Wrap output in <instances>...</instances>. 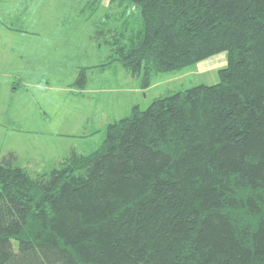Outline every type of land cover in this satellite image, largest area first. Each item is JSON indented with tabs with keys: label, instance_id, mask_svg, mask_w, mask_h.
Returning <instances> with one entry per match:
<instances>
[{
	"label": "trees",
	"instance_id": "16d2710c",
	"mask_svg": "<svg viewBox=\"0 0 264 264\" xmlns=\"http://www.w3.org/2000/svg\"><path fill=\"white\" fill-rule=\"evenodd\" d=\"M120 1L140 21L96 27L110 54L75 91L117 65L144 89L222 52L228 66L37 177L4 155L0 264H264V0Z\"/></svg>",
	"mask_w": 264,
	"mask_h": 264
},
{
	"label": "rangeland",
	"instance_id": "374dc122",
	"mask_svg": "<svg viewBox=\"0 0 264 264\" xmlns=\"http://www.w3.org/2000/svg\"><path fill=\"white\" fill-rule=\"evenodd\" d=\"M95 1L18 0L31 12L29 29L42 35L40 39L30 36L26 42L34 50L25 55L30 66L17 74L23 88L11 100L15 114L0 116V162L4 154L16 151L19 165L37 177L58 167L72 148L85 153L104 142L106 132L87 137L91 125L85 122L108 126L131 115L136 102L145 110L155 98L220 82L219 70L228 66L227 52L179 71L156 74L146 89L140 78H133L120 65L104 73L91 70L86 91L75 92L69 86L78 71L99 65L110 54L102 40H93L96 27L107 16L112 27L120 26L123 16L132 26L141 17L140 7L129 1ZM17 55L12 60L22 64L24 58ZM134 83L137 92H131ZM107 96L110 100H105Z\"/></svg>",
	"mask_w": 264,
	"mask_h": 264
},
{
	"label": "crops",
	"instance_id": "0c3cea01",
	"mask_svg": "<svg viewBox=\"0 0 264 264\" xmlns=\"http://www.w3.org/2000/svg\"><path fill=\"white\" fill-rule=\"evenodd\" d=\"M20 7L21 5L18 3V0H0V116L15 114V110L11 105V100L23 88V84L17 74L22 73V70L24 71L30 66L28 58L25 55H31L34 50L33 44H29L26 47V42L29 41L30 36H35L40 39L42 35L39 30L32 31L29 29V23L31 24L32 21L31 12H29V8L23 6ZM17 52H19L24 58L22 64H18L16 61L12 60V58L16 56L18 57ZM89 84L90 82L88 83L87 88ZM131 85H133L132 87L134 89L131 92L139 91L138 85L137 87L135 86V83ZM83 93L79 94L82 95ZM105 100H110V98L107 96ZM135 101L136 100L133 102L131 101V103H134ZM136 103L134 106H139ZM85 124L89 126L91 125L87 137H91L97 133L106 132L107 124L105 126L102 123L95 124L93 127L89 122H85ZM81 148H83V146ZM73 150L78 152L83 151L81 149L78 150L77 148H72L69 154ZM10 152L16 153V151H9L6 154ZM4 155L2 157H4ZM66 157H64V159Z\"/></svg>",
	"mask_w": 264,
	"mask_h": 264
}]
</instances>
